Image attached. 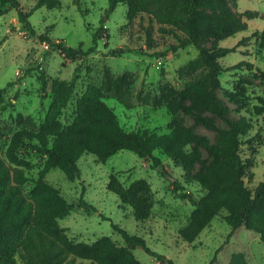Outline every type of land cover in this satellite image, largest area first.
<instances>
[{"label":"rangeland","instance_id":"obj_1","mask_svg":"<svg viewBox=\"0 0 264 264\" xmlns=\"http://www.w3.org/2000/svg\"><path fill=\"white\" fill-rule=\"evenodd\" d=\"M234 10H251L253 17L244 16L248 28L218 43L235 50L221 58L225 70L220 75L221 86L217 95L229 108L233 119L246 117L251 124L249 133L241 137V155L251 161L245 177L247 186L256 195V187L264 182V46L253 32L264 30V0H228ZM29 11L36 0H20ZM61 6L37 7L29 16L32 29L19 21L17 10L11 4L0 5V152L4 153L10 136L23 127L39 125L52 104V84L55 79L71 80L77 71L76 90L63 110L60 119L70 124L77 110L79 97L87 84H102L109 73L119 77L121 91L129 95L131 106L127 107L109 90L104 101L114 109L120 122L128 131L145 127L158 134H167L180 126H191L215 143L219 131L228 129V124L208 110H195L196 114L210 118L219 130L197 122L195 115L186 112L188 100L182 101L180 92L185 83L198 78L203 69H194L190 63L199 57L194 45L172 50L175 40L161 34L154 23V40L147 43V15L128 20V6L118 3L114 11L107 12L109 0H61ZM95 32L98 37L95 40ZM48 39H45V38ZM51 41H63L66 45L87 54L66 57ZM213 40L209 41L211 44ZM47 43L48 47L45 46ZM120 47L131 51L118 53ZM42 77L47 87L42 89ZM9 83H12L9 85ZM128 97V96H127ZM194 143L179 149L173 155L156 150L165 166V171L153 168L152 161L140 158L135 152L122 150L99 161L97 155L85 152L78 160L80 177L71 180L60 167L46 172V179L58 187L72 210L59 218L68 236L75 242L94 243L107 235L118 245L131 249L117 224L131 234L143 237L151 250L170 259L162 262L137 246L131 249L144 264H228L235 252H242L250 264H264V241L260 233L242 225L233 227L222 217L227 211L216 215L194 241L180 235L191 218L194 204L189 198L176 195L168 175L176 177L184 190L198 200L205 189L196 176L203 171V163L189 156ZM201 159L209 162L207 150L198 147ZM22 154L30 161L26 168L28 180L24 191L31 193L35 181L43 169L46 158L37 153ZM115 173L128 188L134 182L145 179L150 188L148 195L150 214L137 220L134 208L123 202L108 188L110 174ZM94 206L85 207L82 202ZM264 210V203H261ZM18 264H25L16 255ZM89 264L88 260L77 259Z\"/></svg>","mask_w":264,"mask_h":264},{"label":"trees","instance_id":"obj_2","mask_svg":"<svg viewBox=\"0 0 264 264\" xmlns=\"http://www.w3.org/2000/svg\"><path fill=\"white\" fill-rule=\"evenodd\" d=\"M120 2L128 6V20L147 15L148 44L154 40L156 23L161 34L170 35L175 40L170 45L172 50L189 45L197 47L199 57L190 65L204 72L198 78L188 80L181 90V100L190 102L184 109L194 114L197 122L219 130L210 118L195 113V110H208L225 120L228 129L219 131L215 143L191 126L176 127L167 134H158L148 127L128 131L114 109L104 101L105 91L109 90L127 107L131 106L129 95L121 91L119 77L113 78L109 73L102 84H87L78 99L74 120L65 124L60 116L76 90L79 69L76 67L75 75L69 81L55 79L52 104L45 119L39 125L32 123V127L17 129L10 136L5 152H0V264H18L16 255L25 264H84L82 261L77 263V259L88 260L89 264H144L131 250L137 246L162 262L172 263L151 250L143 237L131 234L117 224H113L114 228L131 245V249L116 244L107 235L94 243L75 242L68 236L58 219L68 215L72 207L60 189L45 176L49 169L60 167L71 180L80 177L78 160L85 152H92L99 161H106L119 151L130 150L140 158L151 160L153 168L165 171L156 150L173 155L194 143L189 156L203 163L204 169L196 179L205 189V194L196 200L191 192L182 191L184 187L179 180L172 183L177 196L189 198L194 204L189 223L180 230L181 237L194 241L216 215L226 210L222 217L233 229L244 225L258 231L264 241V210L260 205L264 203V182L256 187V195L253 196L245 181L249 175L247 167L252 163L241 155V137L249 133L251 124L244 116L231 118L228 106L216 92L221 86L220 75L225 70L221 58L235 50V47H224L218 41L247 29L248 22L244 16L253 17L254 13L251 10L236 11L228 0H109L107 12L114 11ZM61 3V0H36L35 5L25 11L20 0H0V5L11 4L16 8L19 21L33 33L30 14L37 7L55 8ZM253 35L258 36L264 46V30H256ZM97 37L95 32V40ZM211 40L213 42L208 44ZM51 42L66 57L92 51L76 49L63 41ZM115 51L124 53L131 49L120 47ZM46 87L47 81L42 77V89ZM2 99L0 90V101ZM259 112H264V108ZM199 146L207 150L211 157L209 162L202 161ZM22 148H26L27 153H37L46 158L35 186L28 194L24 191V184L28 180L26 168L30 167V161L22 154ZM108 188L134 208L137 220L149 216L151 188L145 179L126 188L112 172ZM82 204L95 210L84 201ZM215 263L216 259L209 264ZM228 264L250 263L242 252H235Z\"/></svg>","mask_w":264,"mask_h":264},{"label":"water","instance_id":"obj_3","mask_svg":"<svg viewBox=\"0 0 264 264\" xmlns=\"http://www.w3.org/2000/svg\"><path fill=\"white\" fill-rule=\"evenodd\" d=\"M167 178L170 179V181H172V182L176 181V177H173L171 175H168Z\"/></svg>","mask_w":264,"mask_h":264},{"label":"built area","instance_id":"obj_4","mask_svg":"<svg viewBox=\"0 0 264 264\" xmlns=\"http://www.w3.org/2000/svg\"><path fill=\"white\" fill-rule=\"evenodd\" d=\"M45 46L48 47L47 43H45Z\"/></svg>","mask_w":264,"mask_h":264}]
</instances>
